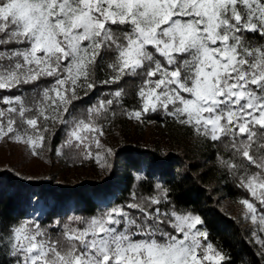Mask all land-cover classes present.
I'll return each instance as SVG.
<instances>
[{"label": "snow or ice", "instance_id": "6c2138e0", "mask_svg": "<svg viewBox=\"0 0 264 264\" xmlns=\"http://www.w3.org/2000/svg\"><path fill=\"white\" fill-rule=\"evenodd\" d=\"M249 36L264 41V0H0V142L41 157L62 127L56 155L75 147L110 170L114 150L92 151L104 148L105 123L163 114L223 149L217 164L248 194L238 201L244 219L264 233V43ZM126 79L137 81L131 108ZM101 86L108 98L76 115ZM155 192L55 219V239L20 220L0 234V252L12 264H228L200 215L177 209L164 185ZM252 235L264 259V237Z\"/></svg>", "mask_w": 264, "mask_h": 264}, {"label": "trees", "instance_id": "16d2710c", "mask_svg": "<svg viewBox=\"0 0 264 264\" xmlns=\"http://www.w3.org/2000/svg\"><path fill=\"white\" fill-rule=\"evenodd\" d=\"M249 39L254 44L264 43L258 37ZM97 77L104 78L100 69ZM136 83L126 79L121 85L129 94L126 107L135 103ZM111 90L99 87L87 102L77 105L75 114L82 113L96 98H108L106 94ZM64 138L61 127L52 141L53 150L43 154L48 164L45 170L20 173L0 166V234L6 235L9 227L20 220L31 219L46 227L55 239L59 235L53 227L55 219L63 222L71 215L91 217L102 206L132 202L134 196L155 195V184L159 183L170 189V199L177 209L203 218L209 232L207 242L227 254L228 264H264L251 230L231 216L225 205V200L236 202L248 198V194L218 166L216 156L224 154L222 148L218 151L211 142L197 139L189 129L163 114H153L143 124L124 116L110 125L105 123L100 142L104 149L111 147L115 152L108 158L110 170L102 168L95 159L80 158V150L75 147L65 148L63 156L56 155L55 149ZM104 149L92 146L94 154L103 153ZM157 158L166 164L149 172L146 162ZM135 161L144 162L141 171H137ZM167 207L170 205H163L162 209ZM0 264L12 261L0 252Z\"/></svg>", "mask_w": 264, "mask_h": 264}, {"label": "rangeland", "instance_id": "374dc122", "mask_svg": "<svg viewBox=\"0 0 264 264\" xmlns=\"http://www.w3.org/2000/svg\"><path fill=\"white\" fill-rule=\"evenodd\" d=\"M101 145L103 144L101 143ZM101 149L103 150L104 148ZM0 166L9 167L20 173L40 172V170H45L48 168V164H46L43 155L41 157L32 156L28 151L25 150L23 146H17L14 143L4 142H0ZM225 205L230 210L231 216L237 218L247 227H249L251 233L256 231L257 235L264 237V233H260L258 231V223L253 224L250 219H244L245 209L241 204L238 203V201L232 202L225 200ZM253 238L254 240L256 239L255 236H253Z\"/></svg>", "mask_w": 264, "mask_h": 264}]
</instances>
